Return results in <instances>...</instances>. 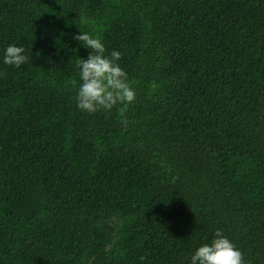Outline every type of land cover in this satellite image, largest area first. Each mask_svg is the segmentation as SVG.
I'll return each instance as SVG.
<instances>
[{
  "label": "trees",
  "instance_id": "1",
  "mask_svg": "<svg viewBox=\"0 0 264 264\" xmlns=\"http://www.w3.org/2000/svg\"><path fill=\"white\" fill-rule=\"evenodd\" d=\"M85 31L127 126L77 106ZM216 230L264 264V0H0V264H190Z\"/></svg>",
  "mask_w": 264,
  "mask_h": 264
},
{
  "label": "clouds",
  "instance_id": "2",
  "mask_svg": "<svg viewBox=\"0 0 264 264\" xmlns=\"http://www.w3.org/2000/svg\"><path fill=\"white\" fill-rule=\"evenodd\" d=\"M73 38L90 49L87 58H80L76 63L80 78L76 89L78 108L92 114L101 110L110 111L121 105L122 123L127 126L128 120L124 114L135 101L136 92L128 81L127 73L119 64L121 53L114 50L106 55L105 46L99 36L87 31ZM24 51L23 47L9 45L4 51L3 63L19 68L28 59ZM140 259L143 260L144 257ZM190 264H245V260L242 251L221 230H216L215 238L210 243L196 248L190 257Z\"/></svg>",
  "mask_w": 264,
  "mask_h": 264
}]
</instances>
